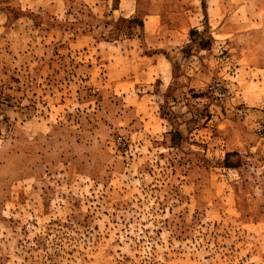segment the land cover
<instances>
[{
  "label": "rangeland",
  "instance_id": "374dc122",
  "mask_svg": "<svg viewBox=\"0 0 264 264\" xmlns=\"http://www.w3.org/2000/svg\"><path fill=\"white\" fill-rule=\"evenodd\" d=\"M0 264H264V0H0Z\"/></svg>",
  "mask_w": 264,
  "mask_h": 264
}]
</instances>
